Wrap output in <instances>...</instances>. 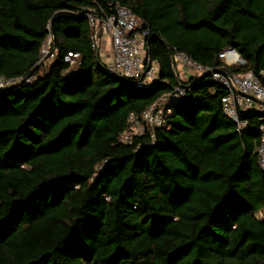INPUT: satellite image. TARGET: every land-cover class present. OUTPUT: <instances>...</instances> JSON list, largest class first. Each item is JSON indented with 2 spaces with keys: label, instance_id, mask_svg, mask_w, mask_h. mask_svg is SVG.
<instances>
[{
  "label": "trees",
  "instance_id": "1",
  "mask_svg": "<svg viewBox=\"0 0 264 264\" xmlns=\"http://www.w3.org/2000/svg\"><path fill=\"white\" fill-rule=\"evenodd\" d=\"M132 9L159 63L149 87L110 73L84 9ZM59 54L41 62L49 35ZM232 47L244 65L227 67ZM68 52L82 55L71 67ZM256 74L264 0H0V264H264V173L250 111L243 131L209 76L173 56ZM163 127L121 142L131 113L178 87Z\"/></svg>",
  "mask_w": 264,
  "mask_h": 264
},
{
  "label": "built area",
  "instance_id": "2",
  "mask_svg": "<svg viewBox=\"0 0 264 264\" xmlns=\"http://www.w3.org/2000/svg\"><path fill=\"white\" fill-rule=\"evenodd\" d=\"M111 11L102 7L84 9L82 13L88 20L89 37L94 51L101 55L102 47L109 43L111 59L101 61L108 72L134 79L141 87H149L159 78V63L147 57L145 46L149 29L143 27L142 20L134 14L131 8L120 3H111ZM59 54V48L53 46L50 34L41 48V62L51 63ZM220 60L227 67L241 66L245 61L238 51L228 47L219 53ZM176 69L183 73L192 71L191 76H209L210 79L223 87V112L236 123L238 132L248 125V120L241 115L250 111L264 114V69L258 74L248 72H230L224 68L212 69L205 66L183 52H176L173 56ZM64 61L71 67L78 66L82 55L78 52H68ZM21 81V78H6L0 75V90ZM185 88L178 86L172 94L164 95L149 106L142 113H131L128 125L121 136V142L131 143L134 137L143 135L147 130L163 127L166 117L172 113L169 99H177L185 95ZM258 162L264 173V116L258 127Z\"/></svg>",
  "mask_w": 264,
  "mask_h": 264
},
{
  "label": "rangeland",
  "instance_id": "3",
  "mask_svg": "<svg viewBox=\"0 0 264 264\" xmlns=\"http://www.w3.org/2000/svg\"><path fill=\"white\" fill-rule=\"evenodd\" d=\"M104 50H106V48H105V47H102L101 54H102V56L104 57L102 60H103V61H105V60L107 61V60H108L107 56L103 55V53L105 52ZM182 69H185V70H186L187 68H184V67H183V68H181V70H182ZM178 74H179L180 78H181L182 80L185 81V80H187V78H188L186 75H187V74H188V75H191V74H192V71H189L187 74L185 73L186 75H185V74H181L180 72H178ZM256 216H257L260 220L263 221V220H264V209L261 210V211H259V212H257Z\"/></svg>",
  "mask_w": 264,
  "mask_h": 264
},
{
  "label": "crops",
  "instance_id": "4",
  "mask_svg": "<svg viewBox=\"0 0 264 264\" xmlns=\"http://www.w3.org/2000/svg\"><path fill=\"white\" fill-rule=\"evenodd\" d=\"M104 47L106 48V50H104L105 52L103 53V55H105V56H107V58H108V60H110L111 59V50H110V46H109V43H106L105 45H104ZM100 57H101V59H103L104 57L102 56V54L100 55ZM107 60V61H108ZM106 61V60H105ZM177 70V73L178 72H180L181 74H185V73H183L182 72V70H181V68L179 67L178 69H176ZM187 74V73H186ZM185 74V75H186ZM187 77H190L191 75H186Z\"/></svg>",
  "mask_w": 264,
  "mask_h": 264
}]
</instances>
